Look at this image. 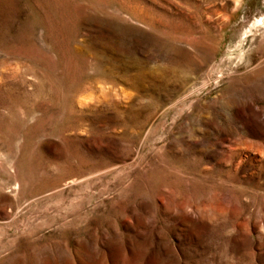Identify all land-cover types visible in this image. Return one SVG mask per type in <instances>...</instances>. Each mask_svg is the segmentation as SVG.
Wrapping results in <instances>:
<instances>
[{
	"label": "rangeland",
	"instance_id": "374dc122",
	"mask_svg": "<svg viewBox=\"0 0 264 264\" xmlns=\"http://www.w3.org/2000/svg\"><path fill=\"white\" fill-rule=\"evenodd\" d=\"M0 264H264V0H0Z\"/></svg>",
	"mask_w": 264,
	"mask_h": 264
}]
</instances>
